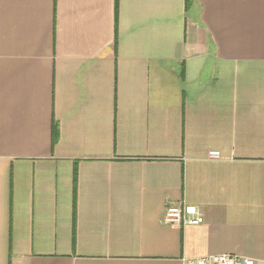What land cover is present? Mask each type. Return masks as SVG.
I'll return each instance as SVG.
<instances>
[{
    "label": "crops",
    "instance_id": "crops-1",
    "mask_svg": "<svg viewBox=\"0 0 264 264\" xmlns=\"http://www.w3.org/2000/svg\"><path fill=\"white\" fill-rule=\"evenodd\" d=\"M219 255L264 264V0H0V264Z\"/></svg>",
    "mask_w": 264,
    "mask_h": 264
},
{
    "label": "built area",
    "instance_id": "built-area-1",
    "mask_svg": "<svg viewBox=\"0 0 264 264\" xmlns=\"http://www.w3.org/2000/svg\"><path fill=\"white\" fill-rule=\"evenodd\" d=\"M212 159H219L218 152L209 154ZM164 222L171 226L183 228L186 226H200L204 218L195 206L179 205L168 206L164 214ZM184 264H255L253 260L238 258L231 255L207 256L201 258H186Z\"/></svg>",
    "mask_w": 264,
    "mask_h": 264
},
{
    "label": "trees",
    "instance_id": "trees-1",
    "mask_svg": "<svg viewBox=\"0 0 264 264\" xmlns=\"http://www.w3.org/2000/svg\"><path fill=\"white\" fill-rule=\"evenodd\" d=\"M194 2H195V0H187V6H188L189 8H191L192 5L194 4Z\"/></svg>",
    "mask_w": 264,
    "mask_h": 264
}]
</instances>
